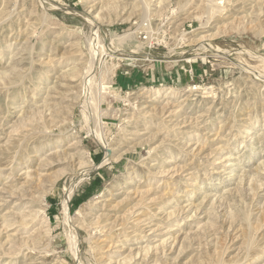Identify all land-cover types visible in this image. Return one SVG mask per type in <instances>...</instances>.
Returning a JSON list of instances; mask_svg holds the SVG:
<instances>
[{
	"label": "rangeland",
	"instance_id": "374dc122",
	"mask_svg": "<svg viewBox=\"0 0 264 264\" xmlns=\"http://www.w3.org/2000/svg\"><path fill=\"white\" fill-rule=\"evenodd\" d=\"M0 264H264V0H0Z\"/></svg>",
	"mask_w": 264,
	"mask_h": 264
},
{
	"label": "bare ground",
	"instance_id": "6f19581e",
	"mask_svg": "<svg viewBox=\"0 0 264 264\" xmlns=\"http://www.w3.org/2000/svg\"><path fill=\"white\" fill-rule=\"evenodd\" d=\"M143 1V0H142ZM212 1V0H211ZM147 2V1H146ZM144 3V2H143ZM147 4V3H146ZM145 5V4H144ZM144 9H146V8H144ZM146 12V11H145ZM207 14V13H206ZM145 15V14H144ZM206 17V16H205ZM209 18V16H207V19ZM212 18V17H211ZM206 19V20H207ZM202 24H204V22H201ZM205 24H206V21H205ZM208 24V23H207ZM206 25H202V27H205ZM125 36V35H124ZM197 87L196 86H193V85H191L190 86V89H196ZM153 90V89H152ZM191 90V91H192ZM148 91V90H147ZM190 92V91H189ZM147 93V92H146ZM153 93L156 95V97L157 96H162V97H166V96H168V95H173L174 93H175V89H173V88H171V87H167V88H157L155 91H153ZM145 94V93H144ZM148 94V93H147ZM152 97V96H151ZM105 150H106V155H105V157H104V162H106V161H108V160H111V149H110V147H108V146H106V148H105ZM103 163V162H102ZM86 164V165H85ZM84 165L85 166H87L88 168L90 167L88 164L89 163H85ZM90 165H92V164H90ZM102 165V164H101ZM83 166V165H82ZM87 168V170H85V171H88V170H90V169H88ZM84 171V172H85ZM12 194V193H11ZM71 194H72V186H71V188H68L66 191H64V197H63V199H62V209H63V213H64V220L65 221H68V217L70 218V213H69V208H68V201H69V199H71L70 197H71ZM37 213L38 212H36L34 215H37ZM41 213V212H40ZM39 216H40V214H39ZM45 217V216H44ZM43 217V218H44ZM42 222V221H41ZM140 222V221H139ZM146 248H148V247H146ZM147 250V249H146ZM136 252H138V251H136ZM140 252V251H139ZM134 254V253H133ZM136 254H138V253H136Z\"/></svg>",
	"mask_w": 264,
	"mask_h": 264
}]
</instances>
